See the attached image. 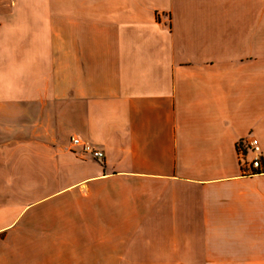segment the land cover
Listing matches in <instances>:
<instances>
[{
	"label": "crops",
	"instance_id": "obj_1",
	"mask_svg": "<svg viewBox=\"0 0 264 264\" xmlns=\"http://www.w3.org/2000/svg\"><path fill=\"white\" fill-rule=\"evenodd\" d=\"M0 264H264V0H0Z\"/></svg>",
	"mask_w": 264,
	"mask_h": 264
},
{
	"label": "built area",
	"instance_id": "obj_2",
	"mask_svg": "<svg viewBox=\"0 0 264 264\" xmlns=\"http://www.w3.org/2000/svg\"><path fill=\"white\" fill-rule=\"evenodd\" d=\"M72 144L80 147L82 153L91 155L99 160L104 159V152L95 148L90 142L84 141L79 137L72 138ZM238 153L243 166H248L254 170L263 168V150L260 141L256 137H245L237 143ZM252 153V157L248 160L247 156Z\"/></svg>",
	"mask_w": 264,
	"mask_h": 264
},
{
	"label": "trees",
	"instance_id": "obj_3",
	"mask_svg": "<svg viewBox=\"0 0 264 264\" xmlns=\"http://www.w3.org/2000/svg\"><path fill=\"white\" fill-rule=\"evenodd\" d=\"M243 139V138H242ZM237 150H238V146H237Z\"/></svg>",
	"mask_w": 264,
	"mask_h": 264
}]
</instances>
